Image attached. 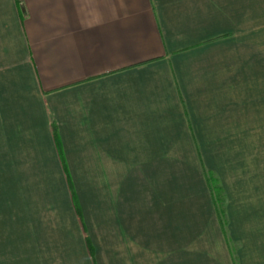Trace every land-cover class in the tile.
<instances>
[{"label": "rangeland", "instance_id": "obj_1", "mask_svg": "<svg viewBox=\"0 0 264 264\" xmlns=\"http://www.w3.org/2000/svg\"><path fill=\"white\" fill-rule=\"evenodd\" d=\"M173 4L177 36L232 33L182 56L195 143L128 179L76 146L0 160V264H264V0Z\"/></svg>", "mask_w": 264, "mask_h": 264}, {"label": "crops", "instance_id": "obj_2", "mask_svg": "<svg viewBox=\"0 0 264 264\" xmlns=\"http://www.w3.org/2000/svg\"><path fill=\"white\" fill-rule=\"evenodd\" d=\"M188 1L0 0V160L38 161L52 145L68 171L76 146L125 179L140 175L129 163L178 161L195 143L182 56L232 34L177 36L169 15Z\"/></svg>", "mask_w": 264, "mask_h": 264}, {"label": "trees", "instance_id": "obj_3", "mask_svg": "<svg viewBox=\"0 0 264 264\" xmlns=\"http://www.w3.org/2000/svg\"><path fill=\"white\" fill-rule=\"evenodd\" d=\"M191 132H192V136L195 137L193 131H191ZM61 163L65 166V163L64 162H61ZM64 175H65V180H66L67 184H69V186H70V184H71V181L69 179L70 176H68V173L67 172ZM70 198H71L72 205L76 209L77 214H79L78 217H81L80 216V213H79L80 209H79L78 199L76 197V194L74 193V190L72 191V194H70Z\"/></svg>", "mask_w": 264, "mask_h": 264}]
</instances>
